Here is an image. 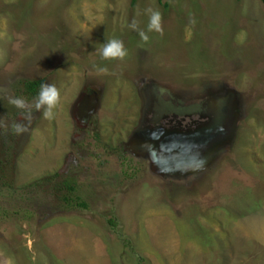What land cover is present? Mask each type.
<instances>
[{"label": "rangeland", "instance_id": "obj_1", "mask_svg": "<svg viewBox=\"0 0 264 264\" xmlns=\"http://www.w3.org/2000/svg\"><path fill=\"white\" fill-rule=\"evenodd\" d=\"M148 9L162 33L148 31ZM113 38L122 60L99 55ZM39 78L59 90L51 119L18 93ZM164 117L232 130L170 174L133 144L145 119ZM9 131L13 186L57 172L87 207L58 209L48 195L29 224L0 219V264H264L260 0H0V144Z\"/></svg>", "mask_w": 264, "mask_h": 264}, {"label": "trees", "instance_id": "obj_2", "mask_svg": "<svg viewBox=\"0 0 264 264\" xmlns=\"http://www.w3.org/2000/svg\"><path fill=\"white\" fill-rule=\"evenodd\" d=\"M264 5V0H260ZM44 83L43 78L26 80L21 82V89L18 93L27 95L30 98L38 96L40 86ZM5 137V136H4ZM14 139L9 131L0 146V219L14 221H25L28 224L33 216L44 212L43 200L47 196L54 197L56 208L65 206L87 207L86 201H78L79 196H73L75 182L72 177L60 173H53L34 180L22 187L13 186V164L10 163L12 153L15 151ZM17 151L14 152V154ZM14 157V155H13ZM10 159V160H9ZM52 205V204H51ZM53 206V205H52ZM110 226L114 225L112 219H108Z\"/></svg>", "mask_w": 264, "mask_h": 264}, {"label": "water", "instance_id": "obj_3", "mask_svg": "<svg viewBox=\"0 0 264 264\" xmlns=\"http://www.w3.org/2000/svg\"><path fill=\"white\" fill-rule=\"evenodd\" d=\"M218 123L220 122L214 124ZM228 126L223 125L222 131L219 127L212 126L205 132L194 135V138L181 135L175 139L172 136L163 139L159 145L152 146V154L149 156L152 168L166 173L170 172L166 171L165 167L193 166L195 168L199 165L198 157H196L198 151L213 153L230 137L232 127ZM209 155L207 154L206 157Z\"/></svg>", "mask_w": 264, "mask_h": 264}, {"label": "flooded vegetation", "instance_id": "obj_4", "mask_svg": "<svg viewBox=\"0 0 264 264\" xmlns=\"http://www.w3.org/2000/svg\"><path fill=\"white\" fill-rule=\"evenodd\" d=\"M78 113L84 120L89 118V115L94 111L93 103L88 101L81 102L78 106ZM220 123L214 124L213 122H200L194 123H180L179 121H175L172 117H164V118H153V119H145L140 130H138L135 134L136 138L133 140L134 148L147 153L148 157L152 154V146L159 145V143L165 139L172 136L173 139L179 138L182 136L194 138V135L199 132H205L207 129L212 126L219 127L220 130H223L224 122L218 121ZM219 149V148H218ZM198 151L196 157H198V164H201L202 161L205 160L206 155L211 154V152H201ZM200 158V159H199ZM197 164V165H198ZM166 171L170 173H184L193 169V166H180L178 167H165Z\"/></svg>", "mask_w": 264, "mask_h": 264}, {"label": "clouds", "instance_id": "obj_5", "mask_svg": "<svg viewBox=\"0 0 264 264\" xmlns=\"http://www.w3.org/2000/svg\"><path fill=\"white\" fill-rule=\"evenodd\" d=\"M149 21H148V31H155L157 33H162L161 28V14L159 11H154L148 9ZM130 28L133 30L136 29L135 21L130 25ZM139 35L142 40L147 41L148 36L145 32L140 31ZM99 55L103 59H120L122 60L127 55V49L124 46V43L120 39H110L108 40L100 49ZM59 90L54 84H41L38 96L35 98L34 107L39 110L42 106L45 107L43 116L45 119H51L53 117V108L59 101ZM9 103L14 105L18 109H25L27 107L26 102L23 98H12L9 100ZM24 119L30 123L31 121V112L24 114ZM13 130L19 134L27 131V126L22 124H14Z\"/></svg>", "mask_w": 264, "mask_h": 264}]
</instances>
